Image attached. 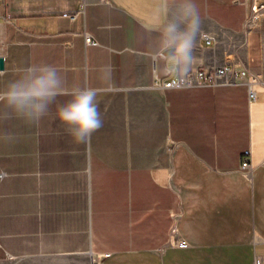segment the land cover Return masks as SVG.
<instances>
[{
    "label": "crops",
    "instance_id": "obj_1",
    "mask_svg": "<svg viewBox=\"0 0 264 264\" xmlns=\"http://www.w3.org/2000/svg\"><path fill=\"white\" fill-rule=\"evenodd\" d=\"M196 2L190 72L248 69L256 99L245 81L156 85L160 0L0 1V90L54 65L69 91H97L103 120L75 142L60 95L38 124L0 121V264H264V13Z\"/></svg>",
    "mask_w": 264,
    "mask_h": 264
},
{
    "label": "clouds",
    "instance_id": "obj_2",
    "mask_svg": "<svg viewBox=\"0 0 264 264\" xmlns=\"http://www.w3.org/2000/svg\"><path fill=\"white\" fill-rule=\"evenodd\" d=\"M160 12L162 22L153 51L159 70L181 87L194 63L195 38L203 24L200 8L196 0H160ZM60 95L71 98L57 106L56 119L75 142H87L103 125L97 91L93 88L69 91L60 70L50 64L25 69L18 79L0 90V121L15 117L38 124L49 115L50 105Z\"/></svg>",
    "mask_w": 264,
    "mask_h": 264
},
{
    "label": "built area",
    "instance_id": "obj_3",
    "mask_svg": "<svg viewBox=\"0 0 264 264\" xmlns=\"http://www.w3.org/2000/svg\"><path fill=\"white\" fill-rule=\"evenodd\" d=\"M3 2H8L9 0H0ZM250 14L247 17V24L253 23L256 21L260 15L264 13V1L263 0H252ZM83 11V6L81 9H78L75 12H63L64 15L70 16L72 20H74L77 15ZM87 42L92 43L94 40L87 36ZM186 83L181 87H190L195 85H201V84H217L219 82H225V83H232L236 81H245V83L248 85L249 92L252 99H256L258 96V92L256 90V86L260 84V77L249 71L248 69H237L234 66L229 65H223L218 66L213 69H207V68H197L196 70H193L188 73L186 77ZM157 86L165 87V88H181L176 85V83L173 82V79L170 77L168 80L161 82H156ZM250 150H246L243 154V160L242 162V170L244 172H251L253 165L252 162H250L249 159ZM3 175V174H1ZM181 246L186 245V242L182 240L179 242ZM254 264H259L257 261Z\"/></svg>",
    "mask_w": 264,
    "mask_h": 264
},
{
    "label": "water",
    "instance_id": "obj_4",
    "mask_svg": "<svg viewBox=\"0 0 264 264\" xmlns=\"http://www.w3.org/2000/svg\"><path fill=\"white\" fill-rule=\"evenodd\" d=\"M4 58L0 57V68L3 69L4 67Z\"/></svg>",
    "mask_w": 264,
    "mask_h": 264
}]
</instances>
